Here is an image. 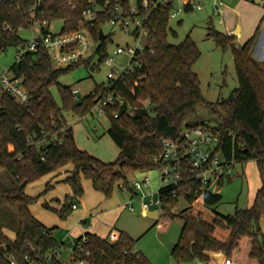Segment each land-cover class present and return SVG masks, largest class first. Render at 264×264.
Wrapping results in <instances>:
<instances>
[{"label":"trees","instance_id":"1","mask_svg":"<svg viewBox=\"0 0 264 264\" xmlns=\"http://www.w3.org/2000/svg\"><path fill=\"white\" fill-rule=\"evenodd\" d=\"M68 1H72L75 9L67 5ZM120 1L127 7L130 4V0ZM31 3L30 0L0 2V46L4 51L25 41L17 31L30 27L27 18ZM191 3L189 0L185 5L186 11L192 9ZM88 4V0H44V17L49 21H63L62 32H73L87 25L93 39L99 43L96 52L103 62L108 56L107 41L100 43L98 35L105 20L98 17L93 27L86 24L83 11ZM172 9L170 0L151 13L146 29L149 46L143 52L142 67L123 81L96 86L82 99H76L72 86L60 84L59 78L88 59L69 67L54 68L51 56L40 50L22 55L11 66L12 74L28 91L30 99L20 104L11 95L0 93V168L8 172L2 179L8 185L2 192L0 204L9 206L17 214V225H7L15 232V239L5 235L0 226V264H75L74 254L72 262L64 257L48 259V254L59 249L61 244L55 234L56 228L46 227L32 215L29 206L38 201L39 195L26 194L27 185L72 165L65 179L72 195L65 198L61 208L43 203L45 209L61 220L74 212L73 205L79 206L84 195L83 179L91 181L93 188L105 198H110L123 186L133 191L129 187L131 174L162 167L164 139L178 141L186 128L206 125L189 120L200 109L219 116L215 128L221 135L220 147L224 155L236 164L256 161L262 186L254 204L245 210L238 209L234 215L217 211L222 201L221 193L206 191L188 196L182 192L173 196L176 186L160 187L163 214L155 225L161 218L166 220V225L178 216L172 209L184 199L190 208L180 215L184 225L171 251L173 264L194 261L216 264L208 253H223V264L226 259L232 264H264V236L260 227L264 211V66L261 67L252 55L258 34L256 32L240 44L235 35L212 26L208 28V37L213 38L218 47L223 51L231 50L239 80V87L229 98L213 103L204 97L199 76L193 69L201 56L196 42L190 36L177 44L168 41L169 33L177 36V32L169 28ZM5 25L10 30H6ZM92 66L97 69L96 64ZM54 87L60 103L53 95ZM109 97L112 101L102 105ZM96 107H101L109 118L106 133L120 149L113 162H105L80 149L64 115L69 112L86 117ZM223 184L221 181L220 186ZM199 185L197 179L186 175L180 184L183 189ZM50 188L47 185L46 190ZM85 235V249L91 254L86 264H151L143 252L136 250L137 240L126 231H120L114 242L107 236L90 232Z\"/></svg>","mask_w":264,"mask_h":264},{"label":"rangeland","instance_id":"2","mask_svg":"<svg viewBox=\"0 0 264 264\" xmlns=\"http://www.w3.org/2000/svg\"><path fill=\"white\" fill-rule=\"evenodd\" d=\"M159 1L162 2L165 0ZM172 1V11L177 13V16L174 19H170L169 28L176 31L177 36L175 37L172 33H169L168 41L177 44L185 37L190 36L196 42L201 53L193 69L199 76L201 91L204 97L206 100L213 103L221 99L229 98L239 87L233 54L231 50L223 51L216 45L213 38L208 37V28L210 26L225 33L221 17L215 14L216 0H191L192 2H200L203 9L198 10L195 8L190 11L185 10V4L186 2L188 3L189 0ZM227 1L231 2V0ZM179 10L180 12L178 13ZM179 21H182V23L179 24ZM62 25L63 21L56 20L52 23L51 28L54 32L58 33ZM101 28H103L107 36L104 40L107 41L108 54L115 57L114 64L116 67H123L129 57L125 54L115 55L114 51L117 47H124L126 45L135 47V41L131 36L126 35L115 25L102 24ZM20 35L27 39L31 36V32L27 33L24 31L21 32ZM99 42L101 43L100 40ZM98 45L99 43H93V50L90 52L89 57L86 58L88 59L87 62L76 65L59 78L60 84L72 86L73 89H77L79 91L77 96L81 99L92 93L96 86L101 84L108 85L109 82L107 74L110 67L100 61V57L96 52V47ZM16 55L17 49L15 47H9L6 51L0 53V73L5 69L11 68L16 62ZM256 60H258V64L261 67L264 66V59L256 58ZM95 64L97 65V69L92 70L91 67ZM53 67L58 68L55 63H53ZM10 74H12V72ZM52 92L57 102L60 103V96L57 88H52ZM222 113L224 114L223 111ZM64 115L68 123L75 126V139L83 150H88L93 156H97L105 162H113L117 159V148L111 146L113 140L109 134H105L106 129L99 127L97 132L93 129V126L97 125L101 119L110 125L109 118L103 111L96 107L87 118L79 117L69 112H65ZM189 120L205 123L208 126H216L220 118L218 115H214L208 110L200 109L195 115L191 116ZM235 168L236 173L234 178L226 179L221 186L222 201L216 207L217 211L224 215H234L238 209L245 210L250 208L255 202L258 188L262 186L260 171L256 161L249 160L239 162L235 165ZM145 176L150 178L151 185L143 188L138 195L128 188H122L116 189L110 198H105L101 192L96 191L91 186V191L95 193L94 196H91V200L94 202L95 197L98 198V195L103 196L100 197L104 202L109 201L108 199L113 197L112 206L117 208L113 218L118 216L113 230L117 233L119 230H126L133 239L137 240L136 250L143 252L150 260L151 264H173L171 251L178 241L184 225V219L180 215L184 210L188 211L187 209L190 208V204H188L186 200L181 199L179 204L172 209V213L178 216L166 225V220L161 218L159 224L155 225L157 220L147 215V210H144L142 207L141 196L147 195V200H151L152 196L150 193H154L156 194V198L159 197L158 190L161 186L160 169L157 168L146 173L131 174L129 177V184L135 179L142 180ZM2 179H4V177L0 178V197L5 186L8 185V183ZM38 180L31 183L32 185L30 187H37L36 185L40 184ZM43 196L45 195L42 193L39 194V198ZM38 201L34 204H37ZM130 202L135 208L134 211L129 209ZM152 209H158V207L154 206ZM75 211H77V209H75L74 212ZM104 212L105 217L111 219V223L113 214L112 208L102 210L100 215L103 216L102 214ZM1 213L0 226L9 228L7 227L8 224L17 225V214L12 208L0 204V215ZM162 214L163 213L160 215L162 216ZM94 215H92V217ZM260 220L264 236V211ZM103 225L105 228H108L106 221L101 224L100 228H102ZM199 262L200 261H194L189 264H199ZM242 263L245 264L244 262Z\"/></svg>","mask_w":264,"mask_h":264},{"label":"built area","instance_id":"3","mask_svg":"<svg viewBox=\"0 0 264 264\" xmlns=\"http://www.w3.org/2000/svg\"><path fill=\"white\" fill-rule=\"evenodd\" d=\"M4 0H0L3 2ZM32 3L28 8L29 16L27 22L30 27L21 28L17 32H31L29 38H24V42L15 46L17 49L16 62L26 53H37L40 50H45L51 56L52 62L58 68L69 67L81 60L89 57L95 43L91 31L87 25L80 27L73 32L56 33L52 30L51 25L54 21H49L45 18L43 11L44 0H30ZM89 4L83 11L85 23L93 27V22L98 17L105 21L102 24L115 25L126 35L131 36L135 41V47L126 45L117 47L114 51L115 55L125 54L129 58L123 67H116L114 64L115 57L108 54L103 63L110 67L107 78L109 82L115 83L123 81L125 77L141 68L143 65V52L146 49L142 44V36L147 35L146 29L149 25V17L151 13L160 5L166 4L170 0L160 2L159 0H130L127 7L120 0H88ZM67 5L75 9L72 1H68ZM192 9L197 8L202 10L203 6L200 2L191 3ZM217 7V3H216ZM180 10L178 11V13ZM219 8H215V14L219 13ZM50 16V15H49ZM177 13L171 10L169 19H174ZM6 30L10 27L5 25ZM103 30V28H101ZM104 32V30H103ZM16 34V32H13ZM105 39L107 38L105 32ZM98 46L96 47L97 50ZM4 48L0 46V53ZM10 69H5L0 73V93L5 92L11 95L18 103H27L30 99L28 91L22 86L21 82L10 74ZM76 99L78 90L72 89ZM112 101L109 97L102 105H106ZM147 105H151L148 101ZM99 110L103 111L101 107ZM221 135L215 126L199 125L186 128L181 134L178 141L164 139L162 141L163 165L161 171V186L174 185L173 196H177L185 192L188 196H198L200 193L212 192L214 194L221 193L220 182H225L226 179H232L235 176V161L229 159L222 153L220 143ZM3 174V175H2ZM8 172L0 168V178L5 177ZM189 176L191 179H197L200 183L194 189H183L180 184L184 181V177ZM151 185L149 177L145 176L142 180L135 179L129 185L136 195L145 187ZM122 188H125L124 186ZM160 189V188H159ZM151 200H147V195H142V207L144 210H154L152 207H158L159 213L162 211V202L158 190V198L156 194L150 193ZM77 205H73V209H77ZM131 211L135 208L131 205ZM107 238L110 242H114L119 238V233L111 231ZM87 242L86 235L83 234L77 239L72 246V253L77 259V264H86L87 259L91 256L90 252L85 249ZM62 246L48 254V259H61L63 256ZM226 264H232L230 259L225 260ZM47 264H52L48 262ZM200 264H207L200 262Z\"/></svg>","mask_w":264,"mask_h":264},{"label":"crops","instance_id":"4","mask_svg":"<svg viewBox=\"0 0 264 264\" xmlns=\"http://www.w3.org/2000/svg\"><path fill=\"white\" fill-rule=\"evenodd\" d=\"M216 3L218 5L217 7L220 10V12L216 13V15L221 17V21L223 23L225 33L228 35H235L240 44H244L245 42H247L253 35H255L258 29L257 42L254 46L252 55L255 57V59L260 58L263 60L264 59V0H252V1L231 0V2H228L227 0H216ZM217 7L215 4V8ZM87 117L88 116L84 118ZM67 124L73 128V132H74L75 126L69 124L68 121ZM109 126L110 125H108L105 121L101 119L99 120V123L97 125L93 126V129L95 130V132H97L99 127H103L106 129L107 132ZM74 137L76 138L75 132H74ZM76 143L78 147L83 150V148L79 146L77 140ZM111 146H113V148H117V154H119L120 149L114 141H112ZM72 168H73L72 165L69 164L59 169L56 172L47 174L42 178H40L38 180L40 184L36 185L37 187H30L32 184H29L25 189L26 194L30 196H37L41 193L45 195L39 198L37 204L30 205L29 209L32 215L35 218H37L43 225L49 228H53V227L56 228L55 234L59 238L60 244L63 248L62 257H64L69 262L73 261L72 246L77 239H79L83 234L87 232L97 234L101 237H106L107 234H109L111 231H114L113 228L115 227V223L118 220L117 219L118 216L116 218H113L117 209L116 207L112 206L113 197L111 199H108L109 201L104 202L103 200H101L102 198L100 197L102 195H98L99 199L95 197V201L93 202L91 200V196H94L95 193L91 191L92 182L85 179H83L82 181L84 187V195L80 199V206H79L80 209L77 208V211L72 213L66 220H61L58 217V215L48 211L43 207V203L47 202L52 207L61 208L65 198L67 196L72 195V189L70 185L65 182V179L69 176ZM47 185L51 186L49 190H46ZM57 200H59L60 202H58ZM106 208H112L113 214H112L111 223H110L111 219L105 217L104 215L105 212L102 214L103 216L100 215V212ZM92 215L94 216L92 217ZM104 221H106V223L108 224V228H105L104 225L102 228H100L101 224ZM260 227H262L261 220H260ZM2 231L10 239H15V232L10 228L5 227L2 229ZM118 233H120V230L118 231ZM214 261L216 264H218V261L216 259H214Z\"/></svg>","mask_w":264,"mask_h":264},{"label":"water","instance_id":"5","mask_svg":"<svg viewBox=\"0 0 264 264\" xmlns=\"http://www.w3.org/2000/svg\"><path fill=\"white\" fill-rule=\"evenodd\" d=\"M98 39L100 41H102V40L105 39V35H104V32H103L102 29L99 31ZM142 44H143V46L145 48H148V46H149V39H148V36L147 35H143L142 36ZM91 69L94 70V67L92 66ZM147 215L150 218L155 219V220H158L159 217H160V213H159V210L158 209H154V210L147 211ZM208 255L210 257L216 259L218 261V264H223V259L225 257V255L223 253H208Z\"/></svg>","mask_w":264,"mask_h":264},{"label":"bare ground","instance_id":"6","mask_svg":"<svg viewBox=\"0 0 264 264\" xmlns=\"http://www.w3.org/2000/svg\"><path fill=\"white\" fill-rule=\"evenodd\" d=\"M129 185V184H128Z\"/></svg>","mask_w":264,"mask_h":264}]
</instances>
